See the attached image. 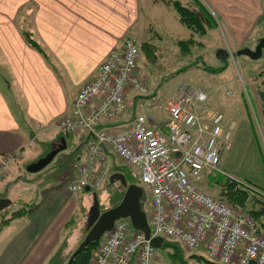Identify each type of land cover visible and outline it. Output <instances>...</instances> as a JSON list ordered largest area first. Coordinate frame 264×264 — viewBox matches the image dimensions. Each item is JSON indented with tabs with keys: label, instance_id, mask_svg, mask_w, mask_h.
<instances>
[{
	"label": "crops",
	"instance_id": "obj_1",
	"mask_svg": "<svg viewBox=\"0 0 264 264\" xmlns=\"http://www.w3.org/2000/svg\"><path fill=\"white\" fill-rule=\"evenodd\" d=\"M179 1L183 5L192 2ZM199 1L216 20V28L208 30L206 36L221 39L217 45L209 42L217 60L226 63L219 58L220 52L255 49L264 27V0ZM184 28L189 34L178 36L186 39L172 33ZM193 36L172 5L156 0H0V167L9 156L28 165L62 144L63 136L68 140L58 128L59 120L72 115L79 91L96 79L101 65L127 38L162 43L165 50L161 51L168 53L173 47L180 52L179 42ZM138 73L146 78L142 71ZM261 77L264 80V71ZM223 80L219 88L224 92L230 88L234 93L224 96V102L220 100L229 131L236 126L232 118L248 109L237 82L229 77ZM256 100L264 134L262 104L259 97ZM149 117L151 125L164 130L167 115L162 108L149 109ZM73 139L81 158L77 160L73 154L68 163L57 159L34 184L18 175L16 159L8 163L6 176L0 179V198L9 199L11 204L0 213L7 209L14 213L28 205H34L35 210L1 228L0 264H49L68 237L64 252L74 245L80 229L73 219L80 204L76 195L69 198L67 188V200L59 199L55 190L71 182L86 159L78 137ZM220 167L226 175L252 184L230 167L225 152ZM86 196H81L83 204Z\"/></svg>",
	"mask_w": 264,
	"mask_h": 264
},
{
	"label": "built area",
	"instance_id": "obj_2",
	"mask_svg": "<svg viewBox=\"0 0 264 264\" xmlns=\"http://www.w3.org/2000/svg\"><path fill=\"white\" fill-rule=\"evenodd\" d=\"M140 54L139 41L127 38L79 91L72 115L59 120L61 133L77 136L88 150V166L68 192L92 188L91 180H100L93 166L114 154L140 176L152 238L179 241L218 264H264V235L256 221L201 188L212 174H225L220 163L231 138L225 114L210 109L207 93L184 85L165 107L164 130L151 125L156 98L136 75ZM12 159L0 167V179ZM90 264L160 263L145 235L122 219L100 239Z\"/></svg>",
	"mask_w": 264,
	"mask_h": 264
},
{
	"label": "rangeland",
	"instance_id": "obj_3",
	"mask_svg": "<svg viewBox=\"0 0 264 264\" xmlns=\"http://www.w3.org/2000/svg\"><path fill=\"white\" fill-rule=\"evenodd\" d=\"M206 8L210 10L208 7ZM209 12L212 14L211 10ZM172 33L175 36H178L179 33L189 34V31L186 28H184L182 32L174 29ZM263 36L264 27L260 38ZM178 38L182 37L178 36ZM193 38L196 42H190L189 46L191 48L189 51L186 52L181 50L179 52L175 47H166L168 48V53L161 51L163 49L165 50L162 43L153 44L152 47H144L143 41L145 39L143 38L142 41L138 40L141 44V57L138 70L140 72L142 71L143 76L147 79L140 77V75H138V71L136 75L144 80L149 93L156 98V103L152 108H157L158 110L162 108L166 115L167 113L165 107L169 105L172 96L184 85H188L191 88L207 93L209 97L210 109L220 110L225 114L226 109L223 105L225 99L224 96H232L234 93L230 88L224 92L223 89L219 88V85L225 82V80H223L225 77L235 80V82L239 85L241 95L247 109L250 111V114L247 109V112L242 109L239 111L240 113L237 115L238 117L232 118V121H235L236 126L229 130L231 131L230 148L225 151L226 157H228L230 167L239 170L238 172L236 171L239 174V177L248 179L249 182L259 188L261 187V189L264 190V134L262 130L261 117L258 116L259 113L256 108L258 105L256 99L259 97V91L264 82L261 77L264 71V53L260 60L254 61L244 56L233 57L238 50L228 51L230 56L228 55L229 61L228 67H226L225 65L227 64L224 61L221 62L217 60V55L214 53L215 48H213L212 43H209L213 41V43L217 45L221 43L220 38V41H217L215 37L210 38L209 36L207 37L206 34H197ZM182 39H186L185 36ZM152 56L155 57V60L152 59ZM219 57L226 60L227 56L222 52ZM135 94L136 93L133 92L131 97ZM259 100L261 101L260 97ZM150 114H153V112ZM227 115H231V113H227ZM158 117L159 116L157 115V118ZM68 140L71 143V147H69L68 152H74L76 140H74L72 136H69ZM77 141L80 144L79 147L84 148L82 153L87 155L88 150L82 145V141L79 139H77ZM16 158L17 157L14 159ZM59 158L65 157L59 156L57 159ZM21 161V159H16V162L18 163L15 166V169L19 170L18 175H22L27 183L29 182L27 179H30L29 183H33L35 178L37 179L40 175H44L42 173H29L27 171V163H22L23 161ZM64 161L70 162L71 159H64ZM87 166L88 163L86 160L84 163H80L79 167L76 169L77 173L71 180L73 181L77 178L81 170L85 169ZM93 169L94 178L100 177V180L98 182L91 180V186L94 187H92L91 192L86 193L85 191L83 193L76 194V198L75 195L70 193L69 194L71 196L69 197V194H67L68 192L64 191V188L66 190L68 183H65L62 188L55 189L59 199L67 200L68 197H75L80 204L79 208L76 209L77 213L73 219L74 226H77V230L80 229L78 232L79 234L70 250L68 249V251L63 253L64 260H66L71 253L76 251L79 244L87 236L90 227H92L91 224L94 223L95 220L93 215L95 213L93 211L96 210L95 199L99 202L100 212L109 210L121 202L126 189L122 186L120 179L115 177L110 179L113 175L122 174L126 177V179L127 176L133 175L134 179H136V181L141 185L138 172L129 168L127 164L123 163L114 154L109 155L108 162L106 164H96V166H93ZM237 173H235V175H237ZM210 184L211 183L207 178L203 181L201 188L217 199L221 198L219 189L214 187H212L213 189H210ZM30 188L32 189V187H29V190H31ZM85 195H87L85 197L86 204H83L81 196ZM142 208L147 214L150 213V201L147 192H145V196L142 200ZM251 208L252 206L249 204L245 207L244 211H249ZM171 244L172 248L156 249L160 264H180V260H183L185 264H211L206 259V253L190 252L187 249H182V253L184 255V258H182L176 250L178 244L175 242ZM98 247L99 245L92 249L91 258L93 256V252L97 251Z\"/></svg>",
	"mask_w": 264,
	"mask_h": 264
},
{
	"label": "trees",
	"instance_id": "obj_4",
	"mask_svg": "<svg viewBox=\"0 0 264 264\" xmlns=\"http://www.w3.org/2000/svg\"><path fill=\"white\" fill-rule=\"evenodd\" d=\"M156 1L160 2V3L172 5L177 10V12L179 13L181 22L185 26H187L189 29H191L192 32L194 33V35H196V34L205 35L208 30L215 29L217 26L216 20L214 19V16L209 12L210 10H208L206 8V6L199 0H192V2H190L188 5H183L182 2H180L179 0H156ZM193 41L196 42L194 38H191L188 41L179 42L180 49L183 51H186V52L189 51V49L191 48L189 46V44H190V42H193ZM143 46L144 47H148V46L152 47L153 44H151L149 42H145L143 44ZM219 55H221V53ZM225 55L227 56V53H225ZM152 59L155 60V57L152 56ZM228 59L229 58L226 57V64L229 61ZM259 97H260L261 102H262V110H263V115H264V82H263L261 89L259 91ZM68 136H70V135H68ZM71 136L73 137L74 135H71ZM74 137H76V136H74ZM63 138L66 140L67 145H68L67 138L65 136H63ZM68 149H69V146L67 147L66 150L58 153L57 156L52 161V163L49 164L44 170H42L39 173L45 172L47 170V168L49 169V167L55 163L56 159L59 156H63V157H65L64 159L68 160L69 158L71 159V156H73V154H74L76 156V159H77V157L79 156L77 146L74 147V152L69 153ZM81 149H84V148L82 147ZM76 150H77V152H76ZM49 151L50 150H47L45 154H42L35 161L30 162L27 165V167L29 165L39 161L40 159L46 157L48 155V153L51 152V151L50 152ZM66 152H68V153H66ZM80 158L81 157L79 156L78 159H80ZM71 161H72V159H71ZM67 163H68V161H67ZM208 179L211 183L209 185L210 189H213L212 187L219 189V191H220L219 193L221 194L220 195L221 198H218V199L229 204L231 207L238 210L239 212H242L243 214L252 217L256 221V223L258 224L260 233L264 235V190H262L259 187L254 186L252 184H249L245 181H241L239 179H236V178H233L229 175L221 174V173H214L211 176H209ZM127 181L130 184L140 185L136 181V179H134L133 175L127 176ZM249 204H251L252 208L249 211H244L245 207L248 206ZM115 206H117V205H115ZM240 207H243V208H240ZM34 210H35L34 205H28L26 207L20 208L18 211L14 212V213L13 212L9 213L8 209L1 212L0 213V230L6 223L13 220L14 218L26 216L28 213H30ZM90 229H91V227H90ZM68 240H69V237L67 239V242H68ZM67 242L65 241L64 244L59 248L57 253L50 260L49 264H68L70 258L74 255V253L77 251L78 248L76 249L75 252L71 253L69 255V257L66 258V260H64L63 259V252L65 251V249L67 247V244H66ZM174 242L176 244H178L177 245L178 247L176 248L177 253H179V256L184 258V255L182 253L183 252L182 249H186V248L183 247V245L179 241H173V240H169V239L164 238V244H163L162 248L163 249L172 248L171 243H174ZM80 244H79V246H80ZM99 244H100V240L98 242H95V243H92L91 245H89L80 254L75 256L74 261L71 264H90L91 251H92V249H94ZM206 259L211 264H218V263L210 260L208 258V256L206 257ZM180 262H181L180 264H185V262L183 260H180Z\"/></svg>",
	"mask_w": 264,
	"mask_h": 264
},
{
	"label": "water",
	"instance_id": "obj_5",
	"mask_svg": "<svg viewBox=\"0 0 264 264\" xmlns=\"http://www.w3.org/2000/svg\"><path fill=\"white\" fill-rule=\"evenodd\" d=\"M264 53V36L259 39L255 49L243 48L239 50L234 57H248L251 60L257 61L263 57ZM62 144L57 147H53L51 152L48 155L39 161L29 165L27 171L29 173L35 174L44 170L49 164L52 163L54 158L58 153L67 149V143L64 138L60 140ZM120 179L122 186L126 189L125 194L121 202L104 212L99 210V202L95 199V212L93 215L95 217L92 227L85 237L84 241L80 244L77 251L70 258L68 264H71L74 261L75 256L80 254L85 248H87L92 243L98 242L104 234L110 232L116 222L122 219H129L132 223L133 228L136 231L142 232L145 235L147 241L150 242V245L155 249H161L164 244V239L161 237L152 238V231L148 221V215L142 208V200L144 198V190L141 186L137 184H129L126 177L122 174L113 175L112 178ZM91 189L88 188L89 192ZM11 204L9 199L0 198V211L6 209Z\"/></svg>",
	"mask_w": 264,
	"mask_h": 264
}]
</instances>
